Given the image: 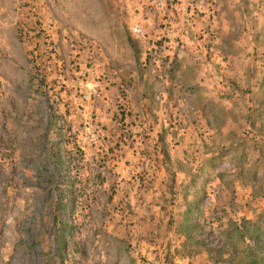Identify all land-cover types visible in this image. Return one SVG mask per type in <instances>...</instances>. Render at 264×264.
Returning a JSON list of instances; mask_svg holds the SVG:
<instances>
[{
  "label": "rangeland",
  "instance_id": "374dc122",
  "mask_svg": "<svg viewBox=\"0 0 264 264\" xmlns=\"http://www.w3.org/2000/svg\"><path fill=\"white\" fill-rule=\"evenodd\" d=\"M244 2L0 0V264H264V32ZM184 8L193 29L168 38ZM243 219L258 244L227 239Z\"/></svg>",
  "mask_w": 264,
  "mask_h": 264
},
{
  "label": "built area",
  "instance_id": "2783aa9c",
  "mask_svg": "<svg viewBox=\"0 0 264 264\" xmlns=\"http://www.w3.org/2000/svg\"><path fill=\"white\" fill-rule=\"evenodd\" d=\"M139 3L147 7V12H156L163 15H166L167 12L170 11L171 8L175 5L176 2H182L183 0H137ZM136 20L135 23L131 25V33L135 37H142L144 35V18L142 17L141 11L138 12L139 7H136ZM189 9L184 8L182 11V19L180 27H178L175 31L170 28L165 29V34L168 38L170 37H178L185 33V27L188 29H193L194 21L189 14ZM174 33H173V32Z\"/></svg>",
  "mask_w": 264,
  "mask_h": 264
},
{
  "label": "trees",
  "instance_id": "16d2710c",
  "mask_svg": "<svg viewBox=\"0 0 264 264\" xmlns=\"http://www.w3.org/2000/svg\"><path fill=\"white\" fill-rule=\"evenodd\" d=\"M63 199L62 198H59V200L55 203V208H54V211H53V222L56 224V223H59L60 224V230L62 232H64V227H65V224H64V221H58V215H57V211L63 207ZM252 226L254 231L255 232H258V230H260V226L258 224H250L249 221H246L245 219L242 220V222L239 224H230L229 225V229H227L225 231L226 235H228L227 239L228 240H236V241H239L241 243H244V242H252V244H258V235H252L248 232L247 230V227H250ZM230 238H234V239H230ZM247 247V246H246ZM249 264H258V260L257 258H254V259H251Z\"/></svg>",
  "mask_w": 264,
  "mask_h": 264
},
{
  "label": "crops",
  "instance_id": "0c3cea01",
  "mask_svg": "<svg viewBox=\"0 0 264 264\" xmlns=\"http://www.w3.org/2000/svg\"><path fill=\"white\" fill-rule=\"evenodd\" d=\"M215 1H216V7L219 8V12L218 13L221 14L222 16H223V14L220 11L222 9V4L226 5V7H227V4H228V7L230 9H232V11L229 12L231 15L232 14L234 15L235 13H239V15H242L243 16V14H244V12H241L239 10V8H242V5L243 6L245 5V2H244L245 0L244 1L242 0V4L240 3L241 0H215ZM252 1L253 0H248L249 6H251V4L252 5L254 4V3H250ZM256 2L259 3L257 5H259L260 7L262 6L259 15L258 14L257 15L259 16V18H258L259 23L261 25H263L262 32H264V0H256ZM203 9L204 10L208 9L207 4L206 5L205 4L203 5ZM242 9H244V8H242ZM148 32L152 34V33H155L156 31L153 29V26H150V28L148 29ZM232 42H235V40H232Z\"/></svg>",
  "mask_w": 264,
  "mask_h": 264
}]
</instances>
